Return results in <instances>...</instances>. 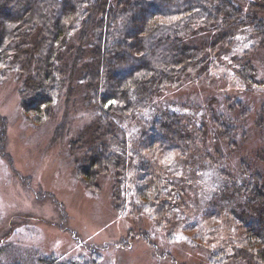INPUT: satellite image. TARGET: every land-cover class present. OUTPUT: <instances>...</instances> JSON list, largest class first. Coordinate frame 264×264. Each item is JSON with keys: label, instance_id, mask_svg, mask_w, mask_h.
Here are the masks:
<instances>
[{"label": "trees", "instance_id": "obj_1", "mask_svg": "<svg viewBox=\"0 0 264 264\" xmlns=\"http://www.w3.org/2000/svg\"><path fill=\"white\" fill-rule=\"evenodd\" d=\"M256 39L264 47V0H0V79L11 72L16 74L21 84L20 107L31 124L55 119L62 104L64 117L57 126L55 141L65 137L68 111L79 93L91 104L88 107L98 122L92 126L91 138L82 132L70 142L77 176L87 187L99 191L100 179L108 175L118 214L130 212V217L139 221L145 218L156 227L169 229L177 227L198 198L191 192V184L186 188L179 182L173 164L160 169L148 161L141 162L134 185L137 193H131L135 164L128 156L127 140L120 139V125L140 124L142 115L152 109L156 115L150 128L155 140L188 156L180 163L181 174L193 173L203 157H214L219 168L222 161L213 150L219 155L221 143H225L237 151L247 126L252 127L248 118L253 106L250 101L232 99L230 87H222L225 110L222 115L209 111L206 126L205 121L198 122L199 118L194 123L187 119L180 110L185 106L179 102L185 99L175 93L188 84L191 88L198 83L209 87L215 79L212 73L218 68L220 51L234 56L236 43ZM237 54L242 57L230 59L226 68L239 79L231 78L230 86L244 94L260 83L257 79L262 72L253 55ZM229 77L227 73L222 80ZM162 93L169 98L164 110L156 112ZM257 106L264 107L259 98ZM254 114L256 123V118L264 116V109ZM6 121L0 115L2 153ZM234 132L242 137L235 140ZM166 168L177 171L171 174ZM196 189L202 196L203 188ZM227 191V212L244 213L251 260L264 264L262 170L252 172L245 165ZM130 237L149 241L151 233L138 229V233L130 231ZM28 246L14 247L11 256L6 261L0 259V264H96L95 259L44 255L39 247L27 250Z\"/></svg>", "mask_w": 264, "mask_h": 264}, {"label": "rangeland", "instance_id": "obj_2", "mask_svg": "<svg viewBox=\"0 0 264 264\" xmlns=\"http://www.w3.org/2000/svg\"><path fill=\"white\" fill-rule=\"evenodd\" d=\"M236 44L234 56L220 51L218 68L212 73L215 79L209 87L198 83L191 88L188 84L174 91L176 96L185 99L179 102L185 106L180 110H184L187 119L194 123L199 118L198 122L205 121L206 126L209 111L222 115L225 110L227 101L222 87H230L232 99L241 98L243 103L250 101L253 106L248 118L251 129L247 126L243 135L233 133L235 140L241 135L244 137L238 152L228 149L225 143H221L223 147L219 145V155L213 150L212 154L222 161L219 168H216L214 157H203L200 167L193 173L181 174L180 163L188 156L176 149L169 150L155 140L150 128L156 115L152 109L142 115L144 120L140 124L122 122L120 125V139L127 140L128 156L135 164L131 193H137L134 185L141 162L148 161L152 166L158 164L160 169L173 164L178 169L179 182L186 188L191 184V192L198 198L177 227L169 229L156 227L145 218L139 221L130 217V212L118 214L113 207V182L108 175L100 179L99 191L87 187L77 176L70 142L82 132L85 138H91L95 129L92 126L98 122L88 107L91 104L83 101L79 93L75 105L68 111L67 136L55 141L57 126L64 117L62 104L55 119L42 125L31 124L20 107L21 84L16 74L11 72L1 78L0 115L6 118L7 126L3 153L0 148V259L6 261L14 247L26 244L29 245L27 250L39 247L44 255L95 259L93 263L96 264H257L246 249L249 229L244 223V213L227 212L226 203L227 186L236 180L245 165H249L252 172L256 168L262 170L264 179V116L256 118L255 123L254 114L264 109L254 107L258 98L264 105V47L259 45L258 39ZM237 52L257 58L256 65L262 72L257 79L260 83L244 94L230 86L231 78L239 79L226 68L230 59L242 57ZM237 63L235 60L233 65ZM227 73L231 77L222 80ZM168 91L171 94L172 91ZM168 98V94H161L156 112L164 110ZM234 116L239 121L237 113ZM0 127L2 131L1 124ZM79 148L82 151L84 143ZM169 168L166 172L176 173L177 170ZM196 187L203 188L202 196ZM198 209L202 211H195ZM138 229L150 230L151 239L129 238L130 231L138 233Z\"/></svg>", "mask_w": 264, "mask_h": 264}]
</instances>
